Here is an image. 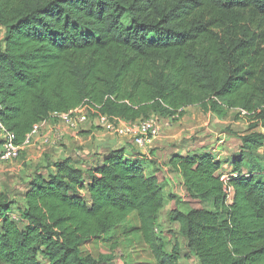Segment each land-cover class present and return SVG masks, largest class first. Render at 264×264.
I'll return each instance as SVG.
<instances>
[{"label": "trees", "instance_id": "1", "mask_svg": "<svg viewBox=\"0 0 264 264\" xmlns=\"http://www.w3.org/2000/svg\"><path fill=\"white\" fill-rule=\"evenodd\" d=\"M0 35V123L16 145L86 102L130 123L244 111L264 130V0H0ZM239 140L227 174L229 159L206 149L169 160L184 187L168 194L169 219L197 264H264V163L252 156L264 133ZM129 149L138 158L120 149L81 170L66 157L17 196L0 191V264L108 263L83 246L134 215L154 264H178L157 233L165 172Z\"/></svg>", "mask_w": 264, "mask_h": 264}, {"label": "rangeland", "instance_id": "2", "mask_svg": "<svg viewBox=\"0 0 264 264\" xmlns=\"http://www.w3.org/2000/svg\"><path fill=\"white\" fill-rule=\"evenodd\" d=\"M2 37L0 35V41ZM236 110H228L225 116L219 117L216 115L204 114L198 106H191L186 108L181 118H173L168 120H163L151 116L149 118L156 119L160 124L161 133L158 138L151 140L150 144L145 146V149L149 153H153L158 159L164 157V153L171 154L176 150H182L187 147H197L194 150L200 152L205 149H209L210 152H213L217 155L222 162L228 160L227 168H230L233 158L238 155L240 140L239 137L248 135L250 132H261L264 133L263 129L255 128L251 131V126L253 125V119L249 115H240L236 114ZM184 115V116H183ZM148 118V119H149ZM165 123H168L169 126H164ZM178 128L181 132V140H166L167 132ZM192 129L188 131V129ZM167 130V131H166ZM183 130V131H182ZM100 132V131H99ZM178 132V131H177ZM100 134H103L101 131ZM174 138L176 137L173 136ZM125 140H128L127 137L120 136ZM133 150L131 144H129ZM262 148L258 149L255 154H252L255 159H259L264 163V150ZM79 151V150H74ZM66 155H70V152L62 153L61 156H58V160H63L66 158ZM76 156V152L71 155L72 157ZM150 155V154H149ZM67 156V157H68ZM21 154L19 159L13 163L0 164V191H5L10 195L14 194L17 196L21 193L24 183L27 182L26 176L34 174V172L43 171L41 164H33L28 166L21 163ZM164 160V159H162ZM47 161V160H44ZM17 168V170H16ZM10 169H12L11 172ZM7 171V172H6ZM13 172V173H12ZM12 173V174H11ZM224 174H227V171H224ZM166 187L165 196L166 204H169L163 207L159 214V223L157 225V233L163 240L165 244V251L170 252L174 245H177L180 251V259L178 264H197L196 260L192 258H185L187 253L184 246V240L181 238L177 231V226L172 224L169 219V206L170 202L168 200V194H170L174 187L175 195L181 196L182 190L179 187V183L176 181V184ZM18 193V194H17ZM228 195L231 196V193L228 192ZM169 202V203H168ZM15 217L17 211L14 212ZM137 217L130 216L126 222L118 227L116 230L111 232L105 237L96 238L90 240L83 246V252L93 255L95 258L99 259L106 257L110 254L114 255V258L106 263L99 262V264H154L151 253L149 252L147 246L143 243L140 235L132 234V231L138 226ZM24 223H19L20 229L24 227ZM115 248V250H113ZM39 262L44 264V260L39 257Z\"/></svg>", "mask_w": 264, "mask_h": 264}, {"label": "built area", "instance_id": "3", "mask_svg": "<svg viewBox=\"0 0 264 264\" xmlns=\"http://www.w3.org/2000/svg\"><path fill=\"white\" fill-rule=\"evenodd\" d=\"M240 115H248L244 111ZM95 122L97 131L127 137L136 151L145 152V146L159 137L160 123L153 118L142 119L133 123L103 115L98 107L84 103L66 113L52 115L50 119L35 124L25 136L21 145L15 144V136L0 123V164L16 162L22 151L35 148L42 149L61 143L67 135L77 133L84 125ZM164 126H169L166 123ZM235 178L237 175L231 174ZM228 178L223 176L225 182Z\"/></svg>", "mask_w": 264, "mask_h": 264}, {"label": "crops", "instance_id": "4", "mask_svg": "<svg viewBox=\"0 0 264 264\" xmlns=\"http://www.w3.org/2000/svg\"><path fill=\"white\" fill-rule=\"evenodd\" d=\"M212 115V114H211ZM184 116V115H183ZM177 119L181 118V116H175ZM174 117V118H175ZM228 117V116H227ZM226 116L224 119L227 118ZM173 119V118H170ZM163 123L164 120L168 119H162ZM166 124V123H165ZM164 124V125H165ZM96 124L95 122H90L83 127L80 128V130L75 133V134H70L65 137V139L54 146H46L43 147L42 149H35V148H30V149H25L24 151L21 152V163L26 164L28 166L33 164H41V167L47 168V171H40L42 173L46 172H55V169L52 166V163L58 161V156H61L62 153H68L70 152V155H66V157H71L72 160V165L81 170H88V169H96L98 168L101 164L102 161L106 158V156L109 154L111 151H117L120 149H124L125 152L127 153V158L129 159H135L138 158L136 156H133V153L129 151L130 149V143L123 139L120 138L117 135L109 134V133H103L100 134L99 131L95 128ZM175 129V128H174ZM193 129V128H192ZM191 128L188 129V131L192 130ZM167 131V130H166ZM178 131V132H177ZM183 131V130H182ZM176 137L174 138L173 136ZM181 132L177 129L172 130L170 132H167V139L166 140H181ZM184 137V136H182ZM195 148L197 147H187L183 148L182 150H176L171 154H166L164 153V157L162 159H158L154 157L155 155L153 153H149L147 151L142 152L143 155V161H144V167L146 169V172L149 175L153 174V171L155 169V166L158 165L164 172L167 177V187H172L170 185L176 184V181L179 183V187L184 191L183 187V182L181 179V176L178 173H173L171 172L170 166H169V160L173 155H178V156H187L193 152H195ZM74 150H79V151H74ZM209 151V149H206ZM264 150V147L261 149ZM76 152V156L72 157L73 153ZM150 154V155H149ZM47 160V161H44ZM49 166V167H47ZM17 170V168H16ZM230 169L227 168V164H224L222 166V172L223 171H229ZM12 169H10L9 172H11ZM1 172V171H0ZM3 172V171H2ZM1 172V173H2ZM7 172V171H6ZM13 173V172H12ZM11 173V174H12ZM33 175V174H32ZM32 175L26 176L25 179H29L32 177ZM166 189V188H165ZM175 188H172L173 194H175ZM180 197V196H179ZM169 203V202H168ZM169 204H166V198L164 200V208ZM170 208V206H169ZM159 223V220H158ZM139 226V224H138ZM138 226L136 228H138ZM184 244V243H183ZM180 263V262H179Z\"/></svg>", "mask_w": 264, "mask_h": 264}]
</instances>
